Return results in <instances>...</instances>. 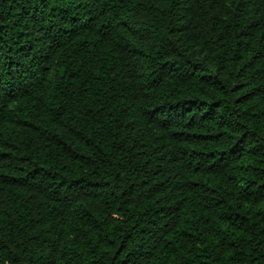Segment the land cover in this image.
I'll use <instances>...</instances> for the list:
<instances>
[{"label":"trees","instance_id":"1","mask_svg":"<svg viewBox=\"0 0 264 264\" xmlns=\"http://www.w3.org/2000/svg\"><path fill=\"white\" fill-rule=\"evenodd\" d=\"M0 264H264V0H0Z\"/></svg>","mask_w":264,"mask_h":264}]
</instances>
